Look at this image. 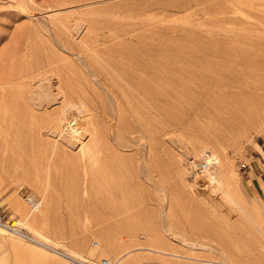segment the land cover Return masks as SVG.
<instances>
[{"label":"rangeland","instance_id":"374dc122","mask_svg":"<svg viewBox=\"0 0 264 264\" xmlns=\"http://www.w3.org/2000/svg\"><path fill=\"white\" fill-rule=\"evenodd\" d=\"M18 2H20V0H0V59H8L6 61L7 67L5 65V68L7 70L3 68L4 71L8 72L9 69L10 71L13 69L15 70V73L18 72L16 73L17 75L23 76H25V74L28 72L26 74L28 76H25L26 78L24 79L30 81V84H34L30 85V87L28 85V88L26 87L25 91H22V94H19V90H14L15 92H9V94L7 95L8 98H5V100L3 101L4 103H6L4 105L6 106L10 101V104L7 106H10L11 108V106H14V103L17 104V102L22 99V102H18V104L20 103V105L17 104L18 107H14L16 109H20L19 112L23 110L25 114L28 111L26 110V106H28L27 104L31 103L28 97L30 96L29 91L32 89L37 90L34 86L35 84L37 85L38 82V84H42V89L45 87L43 84H47L45 87L46 89H44H49L51 93L53 92L55 94H59L58 90L57 92H55V90L58 89V87L56 88V86H58L60 83H63L60 85H62L61 87L65 90L67 89V87L70 88L76 86L75 88H78L79 86H81L83 88H87L89 86V93L93 91L91 90V88L96 87L95 89L93 88L96 92H99V94L101 95L103 93L102 96H104V101L108 105V108L106 107L108 109V112H111L115 109V117L119 118L115 122L116 133L120 137L121 143H125L123 149H120L121 159L119 160L114 158L113 161L109 160L110 163L108 166L110 167L107 166L108 168L103 172L107 177L108 182L107 180H105L106 178L103 173L99 174L100 176L96 175L95 179L93 178L95 175L93 176L92 174L87 172L86 175H90V177L95 179V182L90 180V182L88 181L84 184L87 191V196H84V194L82 193L81 184L84 181V175L81 168L79 167L80 165H76L77 168L74 167L76 168L75 170L73 169L74 172L76 171V173H74L69 162V164H66L65 162L62 163L61 161L59 163V160L56 161L57 164L52 167L49 172L50 177L48 176L49 181H52H50L51 185L49 193L51 195L56 192V195H51L54 197H52V206L55 212L53 211L54 216L51 215L48 224L50 225V227H52V225H55L54 227H56V229L58 228L56 231L60 235L55 234L56 231L54 230V227L52 228L53 231H50V235L55 234L53 236H55L54 238L57 241H69L70 238H73L72 236H70V233H68V231L70 232V227H73L75 225V228L73 229H84L81 221L76 218L78 217L77 214H83L85 212L84 209L87 208L90 215H94L95 213H97L95 215L100 214L98 218L95 216L90 217L87 225L94 226L96 228L112 227V231L116 235L114 242L117 246V251L122 252L124 248L129 244L125 241L124 238H122V236H126L127 233L128 235L135 236L136 238L146 237L147 235L161 236L162 230L160 220L156 217L157 210L161 209L165 212V218H167L170 224L174 227V232L185 234L186 237L191 240L203 241V243L214 247L218 251H213L211 253L212 255H214L215 253V255H217L219 250H222L224 248L223 251L228 253H233L237 250H243L245 251V253L248 252L247 254H249L250 252V254L254 253V255H261L260 257H263L264 248H262L261 246L263 239H261L260 233H258L254 225L250 224L251 222L249 221V219H245V224L244 221L243 223L242 220L239 221L237 213L232 210L233 206L231 205H233L234 203L231 201V204L230 201H225V199L222 197V192H219V194H215L211 191L209 192L207 187H203L206 184L205 182H193L192 187L189 189L191 192V194L189 195L190 192L187 191V188H185V186L179 180V175L177 173L175 165L173 164L175 141L177 144H180V140L181 144H183L189 140L188 137L191 139L192 135L196 134V132L198 133V131L210 130L214 133L219 129L217 121L212 118L214 116V113L212 114V110L214 109L207 107L208 104L205 106L207 109L203 108L200 111L201 114L198 117H193L194 113H192V111L195 109L194 107L196 100L198 103H205L206 99L210 101L211 98L214 99L217 96L213 95L211 97V95L207 94V91L205 92L203 91L204 89L201 88V92H204L202 94L200 92V88H197L194 84V80H191V82H189V84H187L185 87H178V90L180 92L186 93L185 95H187V98L185 99L184 97L183 99V96L175 93L176 95H178L176 96L177 98L179 97V99H181L182 97V101L178 99L179 101L176 100L177 105L175 104L173 106V103H171L172 105H168V107L171 106L170 108H168V112L171 109L170 113L174 115L172 116L170 113H168V117L174 118H171V121H167V117L166 122L168 123L167 125L165 123V127L163 125H158L159 127L161 126L159 130H157L158 127L155 124V129L153 128L154 125H140V127L139 125H137L138 123L136 121V117L135 119L133 118L134 116H136L133 115L135 114V111L133 112L131 111L132 108H130L129 110L127 106L125 107V104L122 103V100L120 98V94L116 91L115 94L116 96H120L117 97L120 99V104L122 105H119L118 108L114 106L113 103H111L114 102L111 96L112 93L109 92V90L112 88H108L111 81L107 83L110 79L106 75H103L105 73V71L102 70L103 68H97L99 66L95 63V61L96 59L98 61V56L96 55H99L100 58L103 52H105L106 50L108 54H105L106 57L103 54V58L100 59H124V55L127 54L124 51H121V49L124 50V47L129 46L130 48L131 46L133 47L146 45V47H144L145 49L147 48V44L149 45V43H151V49L156 50L157 48L156 51H152L151 59H155L159 56V54H156L159 50V46H163L164 50H166L167 59H202L200 62H198L197 65H195L194 70L195 73L199 75V82H202L203 85L209 83L207 80L211 82V79L217 76L234 74L241 77L242 75H244V77H241L240 82L238 78L237 84L239 85L236 86L238 88L236 89V87H233V90L237 91L236 97L237 93L240 92L239 94H242V96L238 95L237 98L242 97L243 99H246L245 102L254 104L253 106H257L259 108V114L262 116V121L261 127L260 125L258 126L260 127V129L258 130H256L257 124L255 121H251L247 125L248 131L245 133L247 137L244 135L241 138V141L245 145V149L242 151V153L239 154V158L234 160L233 172L235 171V173L239 175L241 186L248 190H244L246 194V196H244L246 198L244 197L243 200H246V202L250 203L253 202V199L264 202V164L259 163V167H261L259 173H262V177L261 175H259V173L257 174V171L252 163L251 169L249 168L245 172L237 170V166L240 160H243L246 163H250L256 155H260V149L264 144V0H32V2L31 0H21L20 3ZM53 3L55 4L53 5ZM250 3L254 4L256 8L254 6H251ZM56 11L60 14H63L64 17L59 14L60 18H58L60 20L56 18L57 21H54L55 17L52 15L53 12L55 13ZM47 12L49 13L50 17ZM52 18L53 20H51ZM81 19L82 22L80 21ZM62 20L67 21L66 23L64 22L65 27H63L64 25L61 24ZM56 22H59L58 24H60L58 27V24ZM74 23L75 25L73 26ZM80 23L82 24L80 25ZM89 26H91V28ZM94 38L97 39L98 42L94 41ZM156 42L163 44L160 45ZM101 43L102 45H100ZM103 43L106 44L105 47L103 46ZM130 43L132 44L130 45ZM122 44L124 45L122 46ZM153 44H155V46ZM100 46L102 49L100 48ZM114 46L115 48H118L115 51L113 50L114 52L117 51L116 55L112 51V49H114ZM163 47H161V49H163ZM93 48H97L96 50H98V52L96 51L95 53V50ZM93 50L94 52H92ZM168 51H170L171 53H168ZM91 52L93 53V55L91 54ZM86 53L88 54L86 55ZM38 57L42 58L43 61L42 59L41 61H39L40 59ZM163 58L164 57H162L161 59ZM22 59H25L26 64H24L25 62ZM100 59L98 62H101ZM33 61L35 62L33 63ZM47 61L50 62V65L52 62L54 64L52 63L53 65L49 66L47 65V63L49 64V62ZM88 61L92 62L93 64L89 63ZM57 62L60 63L56 64ZM65 63H67V65H65ZM19 64H21L22 68L25 65H28V68H25L26 66L24 67V73L22 71L23 69H20ZM22 64L24 66H22ZM33 64L35 65L33 66ZM51 67H54L55 69ZM58 68L63 69L60 71ZM71 68L73 69L71 70ZM74 68L76 71L74 70ZM33 69H36L35 73V70ZM49 70L54 71L57 76L60 77L57 78L62 82H56L58 80L56 78V74L54 72L51 73ZM38 71L43 75L46 73L44 75L45 77L43 75H40ZM100 72H102L103 74ZM29 74L32 75L31 77L33 79H29ZM33 74H35V76ZM75 74L82 75L76 76ZM47 75H49V77ZM73 75H75V77ZM36 76H38V79L36 78ZM47 77L50 78L51 81ZM45 78H47L46 81ZM165 78L168 80L167 81L165 79L167 82H170V78L168 76H165ZM242 78L244 79V81ZM203 80H205L206 82L204 83ZM48 82L51 84H48ZM64 82L67 84V86L64 85ZM82 82H84L87 87L82 84ZM95 82L98 84L100 82L102 84V87ZM170 83L165 84V91H167L166 95L171 99L169 97L167 98L170 99L171 102L174 101L175 103V98L174 96H172V89L173 91L176 89L173 88L172 85H169ZM52 84L56 89L52 87ZM50 85L51 88H49ZM167 85H169V88H171L169 89ZM98 87L100 90L98 89ZM166 88H168L171 92L168 91V89L166 90ZM42 89H39V91H41ZM103 89L106 90L104 91ZM198 91L201 93V95ZM107 94L111 96V98ZM223 95L220 97H223L222 99L223 101H225L226 99L224 100L225 96ZM14 96H16L15 100ZM203 96L208 98L205 99ZM196 97L198 99H196ZM227 99H229V97ZM186 100H189L188 105ZM11 101L14 102L11 103ZM25 101H28V103H26ZM184 101H186V104ZM182 102H184L185 106ZM114 103L116 105V102ZM21 104H26V106H22ZM180 104L182 105L180 106ZM21 106H25V109H22ZM233 106L234 104L230 107L232 108ZM14 107L12 109H14ZM38 107L34 106V109L37 108V111L35 113L34 110L35 116H33V119L30 116L28 117L27 114L25 115L26 118H28L27 121H29V118H31L28 123L34 125L32 126V128L38 127L39 130H43L45 127V123L43 125L41 121L43 120V122H46V119H44L46 117L43 116L45 113L43 112L42 114L41 112V110L44 111V108L40 106ZM115 107L118 109L116 110ZM142 110H144V108ZM183 110H186V116L181 115ZM209 111L211 113H209ZM120 113H123L122 117L120 116ZM178 113H180V115H178ZM117 114L120 117L116 116ZM175 114L177 115L175 116ZM205 114L208 115L206 116ZM180 116H182L183 121H176L175 119ZM208 116H210L211 118ZM125 117H130L128 118L129 121H125L127 120L125 119ZM99 118L106 122V120L104 119L106 118V116L102 118V116L99 115ZM36 120H38V122ZM24 121L27 122L25 119ZM104 121L103 123H105ZM123 121L127 122V124L130 123L129 125L131 127L127 126L126 123L125 125H123ZM122 122L123 124H121ZM117 124H119L120 126H117ZM124 127L126 130L122 129ZM142 127H144V131L140 130L142 129ZM129 128L132 130L131 134L128 133L129 131L131 132ZM128 129L129 131H127ZM147 129L150 130V133L149 131L147 133ZM160 129H163V132L161 131L162 134H160ZM123 131H125L127 134L123 133ZM157 131L160 133H158ZM256 131H258V134L256 133ZM114 137L115 134L112 135V140ZM184 137L186 140L185 142H183ZM149 149L151 150L150 152ZM229 151H231V153ZM227 154L231 155L232 150L228 149ZM139 157H143L144 161L142 160V163L144 164H140V162L137 161ZM262 159V162L264 163V156H262ZM197 160L198 159L195 158V161ZM114 161H117L115 163L116 165L114 164ZM155 161L157 164L155 163ZM256 161L258 160L256 159ZM148 162L150 165L148 164ZM60 164L63 168L65 166V169H60ZM30 166L31 164L27 165V171L32 170ZM109 168L112 169L111 172L113 175L110 174L111 172L109 171ZM146 169L148 170V172L146 171ZM107 170L109 171V173H107ZM250 171H253L254 175L257 174L258 180H255V178L251 180L250 176L252 175L249 174ZM79 173L80 175H82L81 179L78 178L80 177ZM145 175H148V177L152 181H155L156 184H159L165 189L167 202L163 204L162 208L160 207L159 201L156 200L154 189L151 186V182H149L150 180L146 179ZM29 176L22 175L17 182H14L13 177L9 176L6 178V186L4 188H0V214L4 216L5 221L9 222L10 220L17 221L18 219H21L19 215L11 212L12 210L9 207L7 201L8 195L10 193L16 190L15 194L17 198H19L18 200L20 201V203L25 207V210H28L25 196L33 194L37 197H40L39 191H34L31 184L28 185V183L31 182ZM43 176L44 173L39 172L38 178L44 180ZM71 177L73 178V180ZM97 177H102L101 180L103 181H101L100 178L97 179ZM142 178H144V180ZM96 180L101 181V186H103L105 182L107 183L104 185V187H100V182ZM189 180L190 182L193 181L190 178ZM75 181L77 182V184L75 183ZM259 184H261L262 186ZM89 185L91 186V188H88ZM96 188H98L97 191ZM99 190H101L102 193H107L109 195L111 193V195L108 197L107 194L104 195ZM88 195L90 198L88 197ZM91 196L95 199H93ZM96 196H98L97 200L99 203L96 200ZM101 196L106 200L107 198L109 199L105 201V199H102ZM75 197L78 199L77 201L74 199ZM219 197L222 199H220ZM86 198H88L89 200H86ZM147 198H149V200ZM71 199H73L72 201H74L75 203H73L72 201L71 202L73 204L70 203ZM236 199L240 201L239 203L244 202L240 197L235 196V201ZM56 201L57 204H54L56 203ZM214 201L216 202V205L221 207L219 208L221 210H219L217 214L211 212V210L203 205L205 204V202H212V204H215ZM67 204L73 206L71 207ZM90 204L93 208H90ZM74 205L78 210L70 209H74ZM68 209L70 212L68 211ZM227 210L232 213L230 214L229 211L227 212ZM75 212L77 214H75ZM126 212H140L142 214L139 215L145 216V214H147L146 216L148 218L146 220L143 219L142 221H139V219L137 218V221H129V223L128 220L126 221L120 219V217ZM74 214L77 217H75ZM226 214L231 217L229 220H225ZM67 215L68 219L66 218ZM222 215L223 217L221 218ZM72 216H74L75 220L71 221L72 225L70 226L69 224L71 223L67 220H70V217ZM142 216L140 217V219L142 218ZM134 217H131L133 218L131 219V221L134 220ZM66 222H68L69 227ZM62 223L65 224V227ZM259 223L260 225L264 224V222ZM59 225H62V227ZM66 227L68 228V231L66 230ZM24 230L26 229L22 227V230L18 232V234L22 236L23 242L27 244L34 243V240H32V235H28ZM121 231L123 232L120 233ZM141 232L142 234L145 233V235L147 233V235H142ZM123 233H125V235H123ZM149 236L148 238L146 237V239L144 238L141 241H151ZM63 237H65L66 239ZM155 237H153L152 240H154ZM97 240L98 239L96 237H89L86 240V243L88 241V244L85 243V248L89 249L92 246V242ZM167 242L170 244H174L169 240ZM52 245L53 244H50L51 247L49 246L48 248L51 252L65 257V255L63 254L64 250L62 247V243H59L58 245ZM174 245L178 246L177 244ZM176 248L179 249L180 247ZM179 250L186 252L189 255L194 253L210 255V252H208L206 249L189 250L188 248H180ZM6 251L7 250L5 248L0 247V258L3 255L5 256V254L7 253ZM259 252L262 253L260 254ZM143 261H147L149 262V264H156L153 257H142L138 264ZM25 264H29L27 260Z\"/></svg>","mask_w":264,"mask_h":264},{"label":"bare ground","instance_id":"6f19581e","mask_svg":"<svg viewBox=\"0 0 264 264\" xmlns=\"http://www.w3.org/2000/svg\"><path fill=\"white\" fill-rule=\"evenodd\" d=\"M20 2H21V0H20ZM20 2H18V3H20ZM31 2H32V0H31ZM54 4L55 3H53V5ZM250 5L254 6L256 8V6L254 4L250 3ZM52 10H53V8H52ZM59 14L60 13L57 11L55 13L53 12L52 16L55 17L54 21H57L56 18L58 20H60ZM48 15H49V13H48ZM60 15L63 16V14H60ZM49 17H50V15H49ZM51 20H53V18ZM80 21L82 22V19ZM59 22H56V23L58 24ZM62 22L66 23L67 21H63V20L61 21V24L64 25L63 27H65V23L63 24ZM81 24L82 23H80V25ZM59 25L60 24H58L57 27ZM67 25H68V23H67ZM74 25H75V23L73 24V26ZM89 27L91 28V26H89ZM95 38L93 40L98 42L97 39H95ZM131 44L132 43H130V45ZM150 44L151 43H149V45L147 44V48H145V49H144V47H146V45L145 46H133V47L131 46L130 48H129V46L124 47L123 48L124 50L121 49V51H124L125 53H127L125 55L123 54L124 59L123 58L121 59L120 58L121 56L119 57L120 59H114V58H112V59H105V58L100 59V58H103V56L107 53V50L106 51L104 50L105 51V52H103L104 55L102 54V56L99 58V55L95 54L96 51L98 52V50H96L97 48L96 49L93 48L95 50L94 54L96 56H98V61H99V59L101 61V62H98L97 59H96V61L94 60L95 63L99 66L97 68H100V69L103 68L102 70H104L105 73L104 74L102 72H100V73H102L103 75H106L110 79L107 83H109L111 81L108 88H112L109 90V92L112 93L111 96H112L114 102H116V105L114 102H111V103H113V105L116 107H118L119 105H122V104H120V99L117 97L119 95L116 96V94H115L116 92L119 93L121 96V97L120 96L119 97L121 98L122 103L125 104V107L127 106V108H129V110H130V108H132L131 111H133V112L135 111V114H133V115H136V116H134V117L132 116V117L134 119L136 117V121L138 123L137 125L143 126V125H154L155 124L158 127L157 130H159V128L161 126L159 127L158 125H163L165 127V123H166V125L168 123V122H166V120L168 117V113L171 112V109L168 112V108L171 107V106L168 107V105H172L171 103H173V106H174L176 104V100L179 99V97L178 98L176 97L178 95L183 96V99H184V97H185V99L187 98L186 97L187 95H185L186 93L180 92L178 90V87H185L187 84H189V82H191V80H194V84L196 85L197 88H200V92L202 91L201 88H203L204 89L203 91H205V92L207 91V94L211 95V97L213 95L217 96L214 99L211 98L210 101H208V99H206L208 97L203 96L206 99L205 103H201V102L198 103L196 100L195 107H194L195 109L194 110L192 109L193 110L192 113H194L193 117H198L201 114L200 111L203 108H206L205 106L208 104L207 107L214 109V110H212V114L214 113V116L213 117L211 115L210 116L217 121V125H219V129L216 130L214 133L210 130L198 131V133L196 132V134L192 135L191 139L189 137H188L189 140L186 138L188 140L187 142H185L186 140L184 137V141L183 140L182 141L185 143H183V144H181L180 140H179L180 144H177L175 141V148H174L175 153H174L173 164L175 165V168H176L177 173L179 175V180L182 182V184L185 186V188H187L188 192H190L189 189L192 187L193 182H196V181L199 182V180L202 179L201 181L206 183L203 187H207L209 192L211 191L215 194H219V192H222L223 193L222 197L225 199V201H228V202L232 201L234 203L233 205H231V206H233L232 210H234L237 213V217H238L239 221L242 220V223L244 221V224H245V219H249V221L251 222L250 224L254 225L256 230L258 231V233H260V235H261L260 237H261V239H263L261 246H262V248H264V224L260 225V223H259V222H264V202L253 199V202L250 203V202H246V200H243L244 197L246 196L244 190H246V191H248V190L246 188H244L243 186H241V181H240L239 175L236 174L235 171L233 172L234 160L238 159L239 154L242 153V151L245 149V147H244L245 145L241 141V138L248 131L247 125L251 121H255L257 124V127L259 125L261 127V121H262V118H261L262 116L259 114L260 113L259 108L257 106H253L254 104H249V103L245 102L246 99H243L242 97H239L240 99L237 98L238 95L242 96V94H239L240 93L239 92V93H237V97H236L237 91L233 90V87H236L239 85V84H237L238 78H239V82H240L241 77L242 76L244 77V75H242V76L240 75L241 77H239L238 75H234V74L233 75L227 74L225 76H217V77L211 79V82L209 80H207L209 83H206L205 85H203L202 82L201 83L199 82L200 81V80H198L199 75H197L195 73V70H194L195 65H197L198 62H200L202 59H167L166 50H164L163 46H159V45H158L159 50L157 51L156 54H159L160 58L157 55L158 57L155 56L157 58L151 59V56H152L151 54H152V51L154 49L150 48ZM157 44L162 45L163 43L162 44L157 43ZM157 44H156V47H157ZM100 45H102V43ZM123 45L124 44H122V46ZM153 45L155 46V44H153ZM103 46L105 47L106 44H104ZM161 47H163V49H161ZM100 48H101V46H100ZM106 49H108V48H106ZM117 49L118 48H115V46H114V49H112V51L113 50L115 51ZM94 50L92 52H94ZM156 50H157V48H156ZM156 50H154V51H156ZM92 52H91V54L93 55ZM116 52H114L115 55H116ZM168 53H171V52L168 51ZM87 54L88 53H86V55ZM106 55H105V57H106ZM162 57H164V58L161 59ZM117 58H118V53H117ZM39 59H40L39 61H41L42 58H39ZM7 60L8 59H0V188H4L6 186V184H5L6 178L9 176L13 177L14 182H17L20 179V176H22V175L23 176H29L30 175L31 177L29 176V179L31 180V182L29 181L30 183H28V185L31 184L32 189L34 191H39L40 197H37L33 194H30L31 196L37 197V204H36V207L34 209H30L32 207L28 206L27 207L28 210H25V207L23 206V204L20 203V201L18 200L19 198H17V196L15 194L16 190L8 195L7 201H8L9 207L12 210L11 212L12 213L14 212L15 214H17L21 217L20 220L18 219L19 221L18 220L17 221L15 220V221L20 224L21 230L23 227L26 229V230H24L25 233H27L28 235H32V240H34V243L27 244V243L23 242L22 236L20 234H18L19 231L11 229L9 227L10 224L9 225H0V247L5 248L7 250L6 251L7 253L5 254V256L3 255L0 258V264H25L26 260L29 264H69L70 263L69 261L72 257H80V258L87 257L89 259L111 258L112 257V258H114L116 264H138V262H140L142 257H153L155 259L156 264H264V253H263V257H260L261 255L257 256V255H254V253L250 254V252H249V254H247L248 252L245 253V251H243V250H237L236 252L228 253V252L223 251V249H224L223 248L222 250H219L217 255H215L216 253L214 255H212L211 253L213 251H218L214 247L209 246L206 243H203V241L191 240V239L187 238L185 234H179V233L174 232L173 231L174 227L170 224L169 220L167 218H165L166 217L165 212H164V210H161V209L157 210V212H156V217L159 218V220H160V225H161V230H162L161 236L160 235H157V236L155 235L156 237L152 236V235L149 236V235H147V233H146V235H147L146 236L145 233L142 234V232H141L142 235H145L147 238L149 236V238L151 239V241L149 240L150 242L149 241L146 242L144 240L141 241L144 238L146 239V237L136 238L135 236L128 235V233L126 234V236L121 235L122 238H124L125 241L127 243H129L128 246L125 247L122 252L117 251V246L114 242L116 235L112 231V227L96 228L94 226L87 225L90 217L95 216L98 218L100 216V214L95 215L97 213H95L94 215H90L88 213L87 208L84 209L85 212L81 215L77 214L76 213L77 211L75 212V214H77L80 219L74 214V216L77 217L76 219L81 221V223L84 226V229L83 230L73 229V228H75L74 227L75 225H74L73 227H70V232H69L68 228L66 227V230L68 231V233H70V236H72L73 238H70L69 241H63V240L57 241V240H55V238H54L55 236H53V235H55V234L60 235L56 231L58 228L56 229V227H54L55 225H52V227H50V225L48 224V221H49L51 215H53V211L55 212V210L52 206L54 197L51 195H54L56 193L54 191H53L54 194L50 195V193H49V191H50L49 189H50V185H51L50 183L52 182L51 180H50L51 181L50 182L48 179V176L50 177V175H49L50 170L52 169V167L55 164H57L56 163L57 160H59V163H60V161L62 163L65 162L66 164L70 163L72 166L73 172L77 168L76 165H80L79 167L81 168L83 175H84V181L82 182V180H81V182H82V184H81L82 185V193L84 194V196H87V191H86L84 184L87 183L88 181L90 182V180L95 182L96 175L100 176L99 174H102L104 171H106V169L108 167H110V166H108L110 163L109 160L113 161L114 158L119 159V160L121 159L120 149L121 148L123 149V147L125 146V143L124 144L121 143V139L116 133L115 122L119 118L115 117V109L112 110L111 112H108V109H107L108 105L104 101V96H102L103 93L101 95V94H99V92H96L94 90L96 87L95 88L93 87L94 85L92 86L94 89L91 88V90H93V91L90 93L88 91L89 86L87 87L84 82H82V84H84L87 88H83L81 86H79L81 88H79V87L75 88L76 86L75 87L69 86L70 88L67 87V89L65 90L64 88L61 87L62 85H60L63 83H60L61 80H59L57 78L59 76H57V74L54 71L49 70L51 73L54 72L56 74V78L58 79L56 82L60 83L58 86L55 85L56 88L58 87V89L53 87V84H52V87L56 89L55 92H57V90H58L59 94H57V93L55 94L53 92L51 93L49 89L45 90L46 89L45 87L47 84H43L45 86L44 87L45 89L44 88L42 89V86H41L42 84L41 85L38 84L39 82L37 83V80H36L37 85L35 84L34 87L37 90L32 89L29 91L30 96H28V97H29L31 103L27 104L28 106H26V104H21L22 106L23 105L26 106V108H27L26 110H28V111L25 114H27L28 117L30 116L32 119L34 118L33 116H35L34 114L37 111L36 110L37 108L34 109V106L35 107L40 106V107L44 108V111L41 110L42 114H43V112L45 113L43 116L46 117V118H44V119H46V122H43V120L41 121V123H43V125L45 123L44 129L39 130L38 127H35L36 129L32 128V126H34V125H32L31 123H28L31 120V118H29V121H27L28 118H26L24 111L21 110L19 112L20 109L17 108L18 109L17 110L15 108V107H18V105H20V103L18 104V102H22L21 101L22 99H20L19 101L17 99L18 105L16 103H14L15 107L11 106V108H10V106H7L10 104V101H9V104L6 105L7 107L4 105L6 103H4L3 101L5 100V98L6 99L8 98L7 95L9 94V92L14 91V90H19L20 91L19 94H22V91L23 90L25 91V88L28 85L30 87V85L34 84V83L30 84L29 83L30 81H27L26 79H24V78H26L25 76H28V75H26L28 72L25 74V76H23V75H17L16 73H18V72L15 73V70H13V69L11 71L9 69L8 72L4 71L3 68H5V65L7 67V63H6ZM49 60H50V58H49ZM23 61L25 62V59ZM35 61H33V63ZM42 61H43V59H42ZM55 61H56V59H55ZM47 62H49V61H47ZM62 62H65V61H62ZM52 63H51V65L54 64V63L53 64ZM58 63H60V62H57L56 64H58ZM89 63L93 64L92 62H89ZM24 64H26V62ZM19 65H20L19 66L20 69H23L22 70L23 73L25 72L24 67L26 66L25 68H28V65L24 66L22 64V66H24L23 68L21 67V64H19ZM31 65H32V62H31ZM34 65L35 64H33V66ZM47 65L51 66L50 62H49V64L47 63ZM65 65H67V63H65ZM72 65H71V67H72ZM17 66H18V63H17ZM33 66H32V68H33ZM43 67H45V66H43ZM51 68H54V67H51ZM58 69L61 71L63 68L62 69L58 68ZM72 69L73 68H71V70ZM33 70H35L34 71V73H35L36 69H33ZM74 70H75V68H74ZM63 71H62V73H63ZM33 75L35 76V74H33ZM40 75H43V74L40 73ZM75 75H73V76L75 77ZM80 75H82V74H79L76 76H80ZM31 76L32 75L29 74L30 78L29 77L28 78L31 79L32 78ZM47 76L49 77V75H47ZM96 76H98V75H96ZM99 76H101V75H99ZM165 76H168L170 78L169 81L171 83L167 82L168 80L165 78ZM51 77H52V74H51ZM53 77H54V74H53ZM36 78L38 79V76H36ZM47 78H45V81L47 80ZM48 79L50 80V78H48ZM66 79H68V78H66ZM84 80H85V78H84ZM34 81H35V78H34ZM165 81H166V83H170L169 85H172L173 88L176 89V90H174L175 92L172 89V92L174 94V95L172 94V96H174V98H175V103H174V101L171 102V100H170L171 98L166 95L167 91H165V87H166ZM203 81H204V83L206 82L205 80H203ZM243 81H244V79H243ZM243 81H242V83H243ZM48 84H51V83L48 82ZM96 84H98V83H96ZM64 85L67 86L66 83ZM98 85L99 86L101 85V87H102V84L100 82ZM169 85H167L168 88H169ZM66 86H65V88H66ZM49 88H51V85ZM103 88H105V87H103ZM168 88H166V90ZM237 88L238 87H236V89ZM39 89H42V90L39 91ZM98 89H99V87H98ZM169 89H168V91H170ZM103 90L105 91L106 89H103ZM170 92H168V93H170ZM175 93H177L178 95H176ZM201 93H200V95H201ZM223 94H225V95H223ZM109 95H110V93H109ZM222 95L225 96L224 97V100L226 99L225 101H223V99H222L223 97H220ZM111 96H109V97L111 98ZM10 97H9V99H10ZM15 97L16 96H14V100H15ZM167 97H169L170 99H168ZM228 97H229V99H227ZM181 99H182V97H181ZM181 99H179V100H181ZM196 99H198V98L196 97ZM186 101H184L185 104H186ZM199 101H201V100H199ZM6 102H7V100H6ZM13 102L11 101V103H13ZM184 102H182V103L184 104ZM26 103H28V101ZM188 103H189V100L187 101V105H188ZM185 104H184V106H185ZM233 104H234V106L231 108L230 106ZM181 105L182 104H180V106ZM13 107H14V109H12ZM21 107H19V108H21ZM24 107H22V109ZM28 107H29V109H28ZM118 108H116V110ZM143 108H144V110H142ZM122 109H124V108H122ZM34 110H35V113H34ZM141 110L144 112H142ZM121 112H122V110H121ZM186 113H187L186 110L185 111L183 110L181 115L186 116ZM209 113H211V112L209 111ZM120 114H121L120 116L122 117L123 113H120ZM129 114H131V113H129ZM170 114H169V116H170ZM99 115L102 116V118H104L106 116V118H104L106 120V122L104 120H102L101 118H99ZM176 115L177 114H175V116ZM178 115H180V113H178ZM116 116H118V114ZM120 116H118V117H120ZM172 116H174V115H172ZM182 116L177 117L178 119L176 118L175 120L176 121H179V120L183 121ZM201 116H203V115H201ZM210 116H208V117H210ZM128 118H130V117H128ZM128 118L125 117V119H127L125 121H129ZM169 118H170V120H169ZM171 118L173 119L174 117H168L167 121H171L172 120ZM183 118H186V117H183ZM24 119L27 122H25ZM36 121L38 122V120H36ZM103 121L106 124L103 123ZM125 121H123L124 124H123V122L121 124L125 125V123H126L127 126H130L129 125L130 123L127 124V122H125ZM32 123H33V121H32ZM118 125L119 124H117V126ZM155 125L153 127L154 129H155ZM36 126H37V124H36ZM144 127H142V129H140V130L144 131ZM257 127H256V130L260 129V127H258V128ZM122 129H125V127ZM129 129L127 131H129ZM145 131H146V129H145ZM148 131L150 133V130L147 129V133H148ZM161 131L163 132V129H160V132ZM260 131H259V133H260ZM137 132H138V130H137ZM160 132H158V133H160ZM162 132L160 134H162ZM123 133H126V132L123 131ZM128 133L131 134L132 130H131V132L129 131ZM256 133L258 134V131H256ZM114 134H115V137L112 140V135H114ZM228 149L232 150L231 155L227 154ZM150 151L151 150L149 149V152ZM229 152L231 153V151H229ZM207 153H210L211 157L205 159V156ZM195 158L198 160L199 159L200 160L205 159L208 162V164H207L208 168H206L202 174H197L193 171V166H196V164H197L196 162L198 161V160L195 161ZM119 160H118V162H119ZM142 160L144 161L143 157H139L137 159V161L140 162V164L142 163ZM116 162L114 161V164ZM27 163L31 164L30 167L32 168V170L27 171L28 167H29V166L27 167V165H29ZM155 163H156V161H155ZM142 164H144V163H142ZM148 164H149V162H148ZM60 166H61V164H60ZM74 167H76V168H74ZM155 167H157V166H155ZM132 168H133V166H132ZM237 168H238V166H237ZM60 169H65V166H64V168L61 166ZM66 169H67V166H66ZM142 169H143V167H142ZM147 169H146V171L148 172ZM111 170L112 169L109 168L110 172H111ZM237 170H239V169H237ZM109 171L107 173H109ZM39 172L44 173V176H43L44 180L38 178ZM87 172L92 174L93 176L95 175L93 177L95 179L90 177V175H86ZM118 172H119V170H118ZM236 172H238V171H236ZM74 173H76V171ZM80 173H79V175H80ZM31 174H33V175H31ZM110 174H112V172ZM81 176L82 175H80V177H78V178L81 179L82 178ZM104 176H105V174H104ZM98 178H100V177H97V179ZM101 178H100V180H101ZM105 178H103V179L107 180L106 176H105ZM145 178L150 180L149 182H151V186L154 189L156 200L159 201L160 207L162 208L163 204L165 202H167V197L165 195V189L163 187H161L159 184H156L155 181H152L148 177V175H145ZM189 178L192 179L193 181L190 182ZM142 179L144 180V178H142ZM72 180H73V178H72ZM105 180H104V182H105ZM96 181H98V180H96ZM101 181H103V180H101ZM101 181H98V182H100V187H104V185L108 182V180H107V182H105V184L104 185L102 184L103 186H101ZM180 181H179V183H180ZM19 183H20V181H19ZM73 183H74V181H73ZM75 183L77 184L76 181H75ZM259 185H261V184H259ZM88 188H91V186L89 185ZM98 188H96V191L98 190ZM101 189H103V188H101ZM103 190H105V189H103ZM99 191L101 192V190H99ZM102 194L105 195L107 193H102ZM190 194H191V192L189 193V195ZM107 195L109 197L111 195V193H110V195L109 194H107ZM146 195H147V193H146ZM235 196L242 198V200L244 202L239 203L240 202L238 200L239 198L236 199V201H235ZM88 197H89V195H88ZM97 197L98 196H96V200H97ZM188 197H190V196H188ZM74 199L76 201L78 200L76 197ZM93 199H95V198H93ZM102 199H105V198L102 197ZM108 199L109 198H107V200ZM147 199L149 200V198H147ZM220 199H222V198H220ZM72 200L73 199L70 200V203H72V202L75 203ZM86 200H89V199L86 198ZM86 200H85V203H86ZM107 200L105 199V201H107ZM97 202H98V200H97ZM232 202H231V204H232ZM210 203L205 202V204H203V205L206 208H208L209 210H211V212L217 214L218 211L221 210V209H219L221 207L216 205L215 201H214L215 204H212V202H210ZM54 204H57V201ZM104 204H105V202H104ZM67 205H69V204H67ZM69 206L72 207L73 205H69ZM90 208H93L92 205L90 206ZM70 209L71 210H75V209L78 210L77 207H75V205H74V209H72V208H70ZM56 210H57V208H56ZM229 210H231V209H229ZM229 210H227V212ZM68 211H69V209H68ZM129 213L130 212L124 213L120 217V219L126 220V221L128 220V222L129 221L134 222L137 218L139 219V221H142L143 219L146 220L148 218L146 216L147 214H145L144 212L143 213L145 214L146 217L144 215H143L144 217L142 215H139V214H142L140 212L139 213H137V212L136 213H130V214ZM229 213H230V211H229ZM131 214H132V216H131ZM233 214H234V212H233ZM223 215L221 216V218L223 217ZM74 216L70 217V220H67V221H69L70 223H71V221H74L75 220ZM134 216L135 217L137 216V217L135 218ZM141 216H142V218L140 219ZM131 217H134L133 221H131V219H133ZM66 218L68 219V215ZM129 218H130V220H129ZM230 218L231 217H229L227 214L225 215V220H229ZM53 219H54V217H53ZM246 223H248V222H246ZM66 224L68 225V222H66ZM11 225H13V222ZM63 225L65 227V224H63ZM69 225L71 226L72 223ZM69 225H68V227H69ZM127 225H128V223H127ZM59 226L62 227V225H59ZM53 227H54V230L56 231V233L53 235H50V233L53 231V229H52ZM117 231H119V230H117ZM122 232L123 231H121L120 233H122ZM61 234H63V233H61ZM116 234H117V232H116ZM123 235H125V233H123ZM92 236H93V238L96 237L98 240L93 241L92 246L89 249L87 248L88 249L87 250L85 248L86 240ZM121 236H119V237H121ZM153 237H155L154 240H152ZM30 238H31V236H30ZM63 238H65V237H63ZM167 239L170 242L177 244L178 246H175L174 244L168 243ZM59 243H62V247L64 250L63 254L65 255V257L59 256L58 254H55L54 252H51L48 249L50 244L58 245ZM86 244H88V241ZM176 247L188 248L189 250H193V249H199V250L204 249L205 250L206 249L208 252H210V255H203V254H196V253L189 255L186 252L179 250L180 248L177 249ZM259 253L261 254L262 252H259Z\"/></svg>","mask_w":264,"mask_h":264},{"label":"built area","instance_id":"2783aa9c","mask_svg":"<svg viewBox=\"0 0 264 264\" xmlns=\"http://www.w3.org/2000/svg\"><path fill=\"white\" fill-rule=\"evenodd\" d=\"M263 133H264V127H263ZM211 157L210 153H207L205 156V159ZM205 159L198 160L196 163V166H193V171L197 174H202L206 168H208V162ZM251 169L250 163H246L243 160L239 161L238 169L240 171L245 172L247 169ZM202 180V179H201ZM199 180L198 183L202 182ZM25 201L29 207H32L30 209H34L37 204V197L27 195L25 196ZM13 222V225H11ZM10 224V225H9ZM0 225H9V227L13 230L20 231L21 227L20 224L14 220H10L9 222L4 220V216L0 214ZM70 264H116L114 258H99V259H89L87 257L80 258V257H72L70 259ZM141 264H149V262L143 261Z\"/></svg>","mask_w":264,"mask_h":264},{"label":"crops","instance_id":"0c3cea01","mask_svg":"<svg viewBox=\"0 0 264 264\" xmlns=\"http://www.w3.org/2000/svg\"><path fill=\"white\" fill-rule=\"evenodd\" d=\"M262 144H263V143H262ZM262 156H264V144L262 145V147H261V149H260V155H256L255 158H254L253 160H251V162H250V165H251V163H252V165H253L254 168L256 169L257 174L259 173L260 168H261V167H259V166H260L259 163H260V164H264V163L262 162V160H263V159H262ZM256 159H257L258 161H256ZM249 174L252 175V176H250L251 180H253L254 178H255V180H258V178H257V174L254 175V172H253V171H250ZM259 175H261V177H262V173H259ZM261 179H262V178H261Z\"/></svg>","mask_w":264,"mask_h":264}]
</instances>
